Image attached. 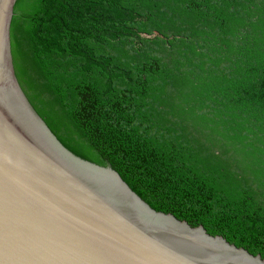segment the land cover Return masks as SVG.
<instances>
[{"label":"trees","instance_id":"16d2710c","mask_svg":"<svg viewBox=\"0 0 264 264\" xmlns=\"http://www.w3.org/2000/svg\"><path fill=\"white\" fill-rule=\"evenodd\" d=\"M30 52L100 165L264 257V0H49Z\"/></svg>","mask_w":264,"mask_h":264},{"label":"water","instance_id":"95a60500","mask_svg":"<svg viewBox=\"0 0 264 264\" xmlns=\"http://www.w3.org/2000/svg\"><path fill=\"white\" fill-rule=\"evenodd\" d=\"M49 0H0V264H264L89 153L32 53Z\"/></svg>","mask_w":264,"mask_h":264}]
</instances>
